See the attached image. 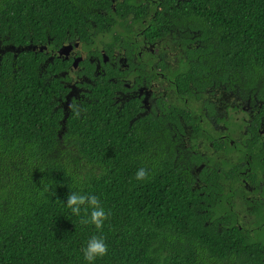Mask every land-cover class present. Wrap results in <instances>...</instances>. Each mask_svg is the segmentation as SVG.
<instances>
[{
	"label": "trees",
	"instance_id": "1",
	"mask_svg": "<svg viewBox=\"0 0 264 264\" xmlns=\"http://www.w3.org/2000/svg\"><path fill=\"white\" fill-rule=\"evenodd\" d=\"M87 1L97 2L0 0V40L28 46L56 37L60 45L65 30L81 28ZM166 13L158 18L199 23L195 76L231 75L264 98V0H189ZM1 57L0 264H89L84 249L93 236L108 246L94 264H262L251 244L237 247L224 231L197 223L196 194L183 186L158 120L132 130L122 124L134 131L123 136L113 100L100 90L89 115L70 117L60 138V82L42 73L44 53ZM141 168L149 173L143 181L135 178ZM71 191L100 199L108 214L102 231L72 214Z\"/></svg>",
	"mask_w": 264,
	"mask_h": 264
},
{
	"label": "flooded vegetation",
	"instance_id": "2",
	"mask_svg": "<svg viewBox=\"0 0 264 264\" xmlns=\"http://www.w3.org/2000/svg\"><path fill=\"white\" fill-rule=\"evenodd\" d=\"M171 1L179 7L189 0ZM84 4L90 10L79 22L81 28L56 35L60 45L56 37L28 46L0 40V59L11 53L16 60L31 47L44 53L42 73L60 82L54 90L60 138L68 119L88 116L102 91L113 100L123 136L134 132L128 131L134 123L158 120V132L169 136L167 149L185 176L183 186L196 194L197 223L214 233L224 231L237 247L251 244L264 264V98L234 84L231 75L224 81L193 74L190 65L199 57L201 28L195 20L158 18L174 4ZM63 48L69 50L61 54ZM126 123L128 129L121 127ZM135 129L147 134L146 128Z\"/></svg>",
	"mask_w": 264,
	"mask_h": 264
},
{
	"label": "clouds",
	"instance_id": "3",
	"mask_svg": "<svg viewBox=\"0 0 264 264\" xmlns=\"http://www.w3.org/2000/svg\"><path fill=\"white\" fill-rule=\"evenodd\" d=\"M149 173L141 168L137 171L135 178L139 181L146 180ZM47 191V189H45ZM43 195V193H41ZM67 207L72 214L80 217L82 225L92 224L98 231H102L104 222L108 219L105 209L102 207L100 199L95 195H83L71 191L67 197ZM83 212V216L81 213ZM108 254V246L103 237L93 236L84 249V258L89 264H94L97 258H102Z\"/></svg>",
	"mask_w": 264,
	"mask_h": 264
},
{
	"label": "water",
	"instance_id": "4",
	"mask_svg": "<svg viewBox=\"0 0 264 264\" xmlns=\"http://www.w3.org/2000/svg\"><path fill=\"white\" fill-rule=\"evenodd\" d=\"M31 50H35V48L31 47ZM69 50V48H63L61 51V54H63V52H67Z\"/></svg>",
	"mask_w": 264,
	"mask_h": 264
}]
</instances>
